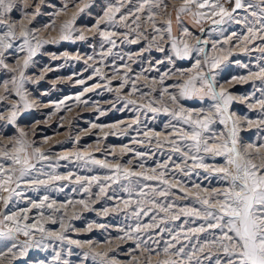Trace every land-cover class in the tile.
I'll return each mask as SVG.
<instances>
[{"label": "rangeland", "instance_id": "374dc122", "mask_svg": "<svg viewBox=\"0 0 264 264\" xmlns=\"http://www.w3.org/2000/svg\"><path fill=\"white\" fill-rule=\"evenodd\" d=\"M158 2L159 0H153L152 5L144 6V11L137 12L136 9L143 0H43V3H40V0H28L30 6L34 3L40 4L38 15L34 18H22L18 11L11 13V20L18 24L22 22L33 29L37 40L49 42L29 60L27 68L23 65L28 52L27 48L20 50L23 43L21 39L14 40L13 47L0 57L4 61V64L0 65V96H8V99L0 100V114L5 117L0 119V151H3V146H8L11 151L12 145L22 139L50 155L48 161L33 160L36 169L65 177L71 173V179L49 181L46 186L37 185L31 181L37 177L46 180L47 176L33 170L31 174L17 181L19 187L17 183L11 185L19 195L0 190V218L5 214L16 213L20 217H28L26 221H21L22 224H43L45 229L44 233L34 229L30 237H25L22 232L15 234L14 241L0 239V251L6 253L0 264H39L40 261L44 264H100L99 258L93 259V254L97 252H107L114 264H136L137 260L140 264H146L149 253L144 251L143 244L137 248L138 242L134 239H117L124 236V232L134 230L138 224L152 225L142 230L139 235L141 240L152 237V240H148V246L156 249L160 255L153 253L150 258L152 264H157L159 260L167 258L163 248L165 242L171 240L173 235L177 232L183 234L201 224L206 225L204 220L196 217L181 215L179 219H172L170 215L159 212L158 208H153L150 203L153 198L151 188L155 187L159 191L166 187L158 181L132 177L133 182L140 181L136 186L143 187L148 193V196L143 198L145 203L142 205L149 211L147 216L133 215L138 211L135 201L140 199L135 193L127 208L121 202L130 199L121 187L127 184V181L121 180L118 184H111L106 195H98L99 188L94 183L91 194L85 192L87 181L84 178L96 176L103 181L111 172L96 164L86 165L84 161L76 160L72 155L91 153L96 160L106 161L110 165L119 163L124 168L138 173L151 174L153 168L157 173L165 171V178L179 187L173 188L167 199L159 196L155 199L161 204L174 203L177 206L174 211L177 212L180 207L199 208L200 205L194 199L197 192L204 195L205 190L222 191L226 186L220 178L221 174L212 171L213 168L226 166L223 156L199 153L204 157L203 164L208 166L206 170L196 166L199 161L188 159L185 163V148L182 147L181 152L177 153L172 150L170 144L164 143L162 147L157 144V139L163 142L177 138L173 124L177 128H188L187 125L173 120L163 108L173 110L183 106L185 109L204 108L207 111L214 103L209 98L203 101L179 99L178 103H172L169 93L179 96L177 85L187 78L180 73H188L195 59L202 60L203 54L197 56L194 53L193 59H179L171 48V40L166 34L162 40L161 33L166 27V21L171 19L174 36H181L182 28H187L194 34L192 38H187L190 44L195 43V37H200L209 42V55L227 56L231 45H225L224 52H214L211 48L212 42L222 41L224 36L233 31L243 30V26L229 23L223 25V35L219 32L213 33L211 29L215 26L211 21L196 25L190 14H181L180 22H177L176 10L183 4V0H164L167 8L164 5L154 7ZM65 3L68 8L63 11ZM111 5L122 6L120 13L116 14V20L108 23L104 13ZM150 7L156 13L155 26L161 29V33H156L152 22L148 20ZM80 8L84 10L81 12ZM29 10L34 12L35 7H30ZM250 12L251 10H248V14ZM245 14L244 10L236 13L237 18ZM73 15L76 16L71 29L73 39L61 40V25L71 20ZM120 15H126L127 19L121 21ZM137 16L139 19L133 23ZM53 21L54 27L51 26ZM97 24L99 28L96 27ZM201 28L204 29L203 33ZM101 32L115 33L111 37L115 46L105 41ZM80 34L85 36L84 40L78 38ZM35 43L33 40V47ZM158 47H162L164 51L158 50ZM231 52L232 55L214 74L217 90L223 88L233 96L229 114L238 124V146L243 151L248 145L264 144V124H258L259 120L264 119V115L256 103L264 98L261 91L264 89V81L251 77L242 80L239 77L248 76L251 71H258L257 64H264V54L258 49L246 53L240 47H231ZM13 69L15 71H12ZM97 70L101 75L96 74ZM21 72L24 74L21 91L27 102L32 105L28 109H24V101L15 94L16 85L12 83L13 77L19 80ZM125 81L127 83H124ZM5 83L10 93L4 92ZM165 88L168 89L167 92L163 91ZM129 100L135 103L129 104ZM13 104L19 105L14 124L6 119ZM150 104L161 111H149ZM248 120L256 123L248 125ZM211 127L216 134V140L223 142L231 129V122L227 126L217 122ZM220 133L223 135H219ZM209 142L212 143L211 140ZM249 151L254 153V149ZM260 152L264 155V148H261ZM136 153L143 155L138 156ZM61 155H69L70 159L57 161L56 157ZM254 162L260 164L261 160L255 159ZM3 163L9 168H19L8 161ZM49 164L54 168H50ZM163 165H167L166 170ZM77 177L81 178L80 183H77ZM145 185L148 187H144ZM196 185H199V188ZM45 196L48 197L45 206L35 207L34 205L39 204ZM81 200L85 203H79ZM53 201V207L48 208L47 204ZM69 201L72 203L69 204ZM57 208L60 210L55 211ZM152 215H157L155 222L151 220ZM54 233H63L66 239L57 240L54 235H50ZM218 234V230L209 229L199 233L198 238L192 236L191 240L181 239V244L185 245V252H190L193 245L210 240L213 235ZM68 241H80V244ZM152 241H159V246ZM25 242L33 244L27 255L12 260L7 249L15 243L17 248L13 251L18 253ZM37 242L38 247L35 246ZM179 246L178 244L177 247ZM57 253L59 260L55 259ZM84 253L89 255L85 257ZM205 255L197 253L201 264H216L218 255L222 262L224 259L222 254H218L211 247L205 248ZM192 264H195V260Z\"/></svg>", "mask_w": 264, "mask_h": 264}, {"label": "snow or ice", "instance_id": "6c2138e0", "mask_svg": "<svg viewBox=\"0 0 264 264\" xmlns=\"http://www.w3.org/2000/svg\"><path fill=\"white\" fill-rule=\"evenodd\" d=\"M153 0H143V3L136 9L137 12L144 11V6L152 5ZM43 3V0H40ZM164 5V0H159L154 7L159 8ZM226 5H231L228 7ZM122 6V5H121ZM121 6L111 5L105 11L104 16L108 23H112L116 20V14L120 13ZM30 7H35V11H30ZM40 4L29 5L28 0H0V57L4 55V52L13 47V41L17 39L22 40L20 50L23 51L27 48L28 56L24 60V68H27L29 60L37 53V51L43 47L45 43L49 41H41L36 39L35 31L30 29L22 22L17 23L11 20V13L15 10L21 14L22 18H34L39 14ZM68 8L65 3L63 11ZM259 9V11H257ZM80 8L79 11H83ZM244 10L245 15L241 18H237L236 13ZM248 10H251L248 14ZM177 22H180L181 14H190L193 22L196 25H201L204 21H211L215 26L211 29V32H219L223 35L225 29L223 25L229 23H235L242 25L243 30L233 31L231 34L224 36L222 41H213L211 44L212 50L218 52L225 51V45H231V47H240L244 52H251L259 50L264 54V0H258L254 3L253 0H183V4L176 10ZM148 20L153 24V30L156 33H161V29L155 26L156 13L152 11L151 7L148 9ZM59 15V13H57ZM76 16L73 15L72 19L66 21L61 25V40L73 39L72 26L75 22ZM119 19L124 21L127 19L126 15H120ZM139 19V16L133 20V23ZM31 19H29V24ZM54 27V21L51 25ZM99 28V24L96 25ZM19 28V35H17V29ZM201 33L204 29H200ZM103 39L113 46L115 41L111 39L115 33H100ZM171 40V48L174 50V54L179 59H193V54H203V59L196 58L192 69L188 73L181 72V75H186L187 78L182 83L178 84L179 96L169 93V99L172 103H178L179 99L191 100L198 99L203 101L206 98L214 101L209 110L204 108L200 109H185L180 106L178 109L170 110L169 108H163L166 114H170L173 120L181 122L183 125H187L188 128H177L176 125H172L173 130L177 133V138L166 139L161 142L157 139L158 146L162 147L164 143L170 144L174 152H181L182 147L187 151L184 152L185 163L188 159L193 161H199L197 167H204L206 170L208 166L203 164L204 157L199 153H211L213 156H223L225 158L226 166L213 168L212 171L221 174V180L225 182L226 186L222 191L213 190L208 192L205 190V194L201 195L199 192L195 194V201L200 205L196 207H180L179 211H174L177 207L174 203L161 204L155 197H164L165 199L171 194L173 188H178V184L171 183L165 178V171L157 173L155 168L152 169L151 174L145 172H136L131 169L124 168L121 164L116 163L110 165L106 161H99L93 158L91 153L72 154L76 160H82L87 164H96L101 168L109 169L111 174L104 177V180L93 176L91 178H84L87 181V187L84 188L85 192L91 194V187L93 183L99 188V194L106 195L107 188L111 184H118L121 180L127 181V184L121 185L122 190L128 193L130 199L122 200L125 208L131 203V197L135 193L140 199L135 201L138 211H135L133 215L139 217L140 215L147 216L148 210H145L142 205L145 203L143 198L148 196V193L143 190V187L138 188L136 185L140 183L139 180L133 182L132 177H142L146 181H158L160 184L166 187L159 191L155 188H151L153 198L150 203L153 208H158L159 212L166 213L171 216L172 219H179L181 215L185 217H196L206 222L201 224L197 228L189 229L181 234L177 232L172 236L171 240L165 242L163 253L167 257L166 259L159 260L157 264H192L195 260V264H201L197 253L205 255V248L211 247L216 250L218 254L223 255V262L219 258L216 259V264H264V155L261 154L260 149L264 148L262 145H248L243 151L238 146V124L232 120L231 114H229V105L233 102V96L225 89L220 88L217 90V81L215 70L220 68L221 64L232 55L231 47L228 48L227 56L209 55L208 41L200 37H195V43L190 44L187 38H192L194 34L187 28H182V35L177 37L172 32L171 19L166 21V27L161 33V39H164V35ZM80 40H84L85 36L80 34L78 37ZM35 40V47L32 45V41ZM135 42V41H133ZM158 50L164 51L162 47H158ZM109 50V54H110ZM91 59V57H89ZM171 59V58H169ZM264 59V57H262ZM4 61L0 59V65H3ZM7 67V65H4ZM247 67V65H245ZM258 71L249 72L248 76L239 77V79L246 80L249 77L256 80L264 81V64H257ZM205 69H207L205 71ZM12 71H15L13 69ZM97 75H101L99 70ZM167 75V73L165 74ZM101 78H103L101 76ZM236 79V77H233ZM163 82V77H161ZM12 83L16 85L15 94L20 96L24 101V109L32 107L25 96L22 93L24 84V74L20 73V78L17 80L13 77ZM124 83H127L125 81ZM124 85L122 84L121 87ZM133 86V91H135ZM167 92L168 89L163 90ZM264 94V89L261 90ZM4 92L10 93L7 83L4 84ZM8 99L7 95L0 96V100ZM79 99V97H77ZM129 104H134L135 101L129 100ZM259 104L264 115V98L256 101ZM252 105H249L251 107ZM149 111L159 112L161 109L148 105ZM19 111V105L13 104L12 111L6 117L9 123L14 124ZM0 119L5 117L0 114ZM219 122L225 126L231 122V129L229 130L226 139L223 142L216 140V134L213 133L212 125ZM248 125L256 123L252 120L247 121ZM258 124H264V119L259 120ZM208 135H205V134ZM23 135V133L21 134ZM219 135H223L220 133ZM151 139V138H149ZM212 141L210 143L209 141ZM249 149H254L249 151ZM131 151V149H129ZM138 156H142V153H136ZM69 155L57 156L56 160H69ZM255 159H260L261 163L257 164ZM33 160L37 162L50 160V155L44 151H41L40 147H33V145L26 143L24 140L19 139L12 145L11 151L8 146H3V151H0V190L9 193H16L15 189L11 187L13 183H17L18 180L23 179L32 173L33 170L41 172L47 176V179L34 178L31 183L37 185H47L49 181H57L62 179H71V173L65 177L60 175H54L49 173H43L42 170L36 169V164L32 163ZM3 161L10 162L11 165H18L19 168L6 167ZM50 168H54L52 164H49ZM143 167V165H141ZM165 170L167 165L162 166ZM183 171V169H181ZM77 183L81 182V178H76ZM17 187L19 184L17 183ZM144 187H148L145 185ZM199 188V185H196ZM186 195V194H185ZM10 199V197L8 198ZM48 197L45 196L39 204L34 206L42 208L45 206V201ZM55 202L47 204L48 208H52ZM69 204L72 202L69 201ZM79 203L84 204L83 200ZM7 205V199L5 200ZM86 206V205H85ZM118 209V205H117ZM57 208L55 211H59ZM107 214V209H105ZM27 216L20 217L16 213L5 214L0 218V239L15 240V234L23 233L25 237H30L33 234V230H37L41 233L45 232L43 224L37 226L36 224H22L21 221H26ZM157 215H152L151 220L155 222ZM55 223V221H53ZM152 225H137L134 230L130 232H124V236L117 237V239H134L137 243V248L143 244L144 251L149 253V258L146 260V264H152L151 255L154 253L159 256L160 252L156 249L148 246V240H152L149 236L148 240H141L139 233ZM159 227V225H155ZM63 228V223L61 224ZM209 229L218 230V235H213L212 239L205 240L203 243L193 245L190 252H185V245L181 244V239L191 240L192 236H197L199 233H204ZM163 231V230H162ZM191 233V235H189ZM55 239L64 241L66 237L63 233H54ZM69 243L80 244V241H68ZM159 246V241H152ZM180 245L177 247V245ZM33 244L25 242L23 248L19 252L13 250L17 248V245L13 243L11 247L7 249V253H11V259L15 260L18 256L23 257L27 255L28 249ZM35 246H39V242ZM6 253L0 251V260H3ZM85 257L89 254L84 253ZM99 258L100 264H114L113 260L109 258L107 252H97L93 254V259ZM207 258V255H205ZM56 260L60 259L59 253H57ZM39 264H44L40 261ZM66 264V262H65ZM136 264H140L137 260Z\"/></svg>", "mask_w": 264, "mask_h": 264}, {"label": "bare ground", "instance_id": "6f19581e", "mask_svg": "<svg viewBox=\"0 0 264 264\" xmlns=\"http://www.w3.org/2000/svg\"><path fill=\"white\" fill-rule=\"evenodd\" d=\"M29 213V212H28ZM30 218V217H29ZM115 228V227H114ZM115 231V230H114ZM41 237V236H40Z\"/></svg>", "mask_w": 264, "mask_h": 264}]
</instances>
